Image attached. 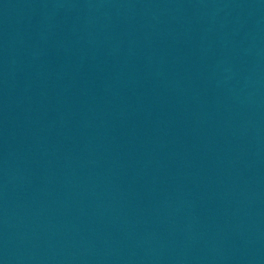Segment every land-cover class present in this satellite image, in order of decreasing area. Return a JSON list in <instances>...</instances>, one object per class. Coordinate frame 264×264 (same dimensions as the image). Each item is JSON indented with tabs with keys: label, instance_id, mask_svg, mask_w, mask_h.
Wrapping results in <instances>:
<instances>
[{
	"label": "water",
	"instance_id": "95a60500",
	"mask_svg": "<svg viewBox=\"0 0 264 264\" xmlns=\"http://www.w3.org/2000/svg\"><path fill=\"white\" fill-rule=\"evenodd\" d=\"M0 264H264V0H0Z\"/></svg>",
	"mask_w": 264,
	"mask_h": 264
}]
</instances>
